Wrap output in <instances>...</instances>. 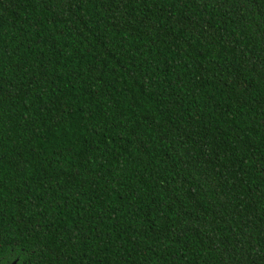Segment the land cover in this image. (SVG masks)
Masks as SVG:
<instances>
[{
  "label": "trees",
  "instance_id": "obj_1",
  "mask_svg": "<svg viewBox=\"0 0 264 264\" xmlns=\"http://www.w3.org/2000/svg\"><path fill=\"white\" fill-rule=\"evenodd\" d=\"M0 264H264V0H0Z\"/></svg>",
  "mask_w": 264,
  "mask_h": 264
}]
</instances>
